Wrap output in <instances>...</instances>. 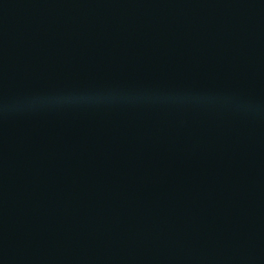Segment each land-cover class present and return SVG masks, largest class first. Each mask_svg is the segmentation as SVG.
<instances>
[{"label": "water", "instance_id": "95a60500", "mask_svg": "<svg viewBox=\"0 0 264 264\" xmlns=\"http://www.w3.org/2000/svg\"><path fill=\"white\" fill-rule=\"evenodd\" d=\"M0 264H264V0H0Z\"/></svg>", "mask_w": 264, "mask_h": 264}]
</instances>
